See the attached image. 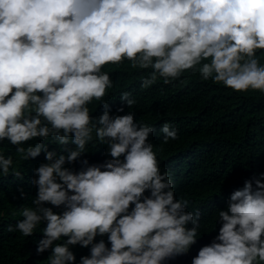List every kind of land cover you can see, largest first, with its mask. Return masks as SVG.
Returning <instances> with one entry per match:
<instances>
[{
  "label": "clouds",
  "instance_id": "9594fccd",
  "mask_svg": "<svg viewBox=\"0 0 264 264\" xmlns=\"http://www.w3.org/2000/svg\"><path fill=\"white\" fill-rule=\"evenodd\" d=\"M257 50H264V0H0V142L16 146L24 161L42 151L48 161L35 169L34 207H23L8 231L30 237L46 222L37 252L52 250L47 264H75V245L91 246L81 264H264V182L229 192L219 229L202 193L173 180L180 174L161 172L148 142L155 129L133 114H109L103 98L112 81L102 71L128 60L151 69L144 89L193 71L237 93H264ZM130 97L121 94L129 108ZM94 99L105 109L96 119L87 106ZM160 132L163 144L178 139L176 125ZM50 137L68 155L22 146ZM85 153L80 172L65 167ZM13 163L0 154V175L22 178ZM45 204L65 210L58 215ZM197 237L212 243L195 256Z\"/></svg>",
  "mask_w": 264,
  "mask_h": 264
},
{
  "label": "trees",
  "instance_id": "16d2710c",
  "mask_svg": "<svg viewBox=\"0 0 264 264\" xmlns=\"http://www.w3.org/2000/svg\"><path fill=\"white\" fill-rule=\"evenodd\" d=\"M257 58L264 65V50H257ZM102 71L107 72L112 81V87L106 90L103 98L109 105V114L112 117L133 114L137 124H147L155 129L148 142L157 154L161 172L180 174L173 180L184 185L190 194L202 193L199 200L219 223L220 229L218 213L227 210L229 192L242 189L246 181H252L254 189L257 179L264 182V93L251 90L237 93L211 81L203 82L193 71L184 72L180 79L169 84L158 79L144 89L142 78L151 69H133L128 60L118 65H106ZM125 92L131 93L130 98L136 101L131 108L121 101V94ZM87 106L93 119L105 111L101 101L95 99ZM165 123L172 127L176 125L179 130L178 139L167 144H163L160 132ZM37 143L46 145L56 158L63 153L68 155V146H60L51 137L48 140L35 138L22 146L27 148ZM0 154L13 157V168L20 171L22 177L12 175L11 170L6 177L0 175V264H47L52 250L37 252L39 241L44 238L42 230L46 222H42L30 237L8 231L9 226L15 228L23 219L19 214L23 207H34L37 196L32 195L31 185L38 179L35 169L48 163L46 153L42 151L38 157L24 161L18 156L16 146L4 140L0 142ZM88 156L89 153H85L74 163H66L65 167L78 173L86 167L83 162ZM175 163L183 167L173 171L167 169ZM44 207L52 208L58 215L65 210L63 206L51 204ZM66 239L62 237L53 247L56 243L63 244ZM100 240L111 247L107 236H97L94 242ZM211 243L209 237H197L190 251L197 256L202 247ZM90 249L91 246H70L76 257L75 264H81V257L90 256Z\"/></svg>",
  "mask_w": 264,
  "mask_h": 264
}]
</instances>
